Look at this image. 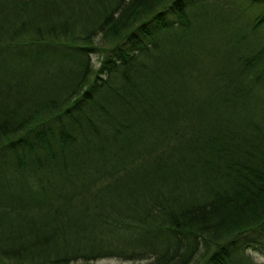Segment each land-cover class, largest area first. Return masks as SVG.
<instances>
[{"label": "trees", "instance_id": "1", "mask_svg": "<svg viewBox=\"0 0 264 264\" xmlns=\"http://www.w3.org/2000/svg\"><path fill=\"white\" fill-rule=\"evenodd\" d=\"M238 1L0 0V264H264V0Z\"/></svg>", "mask_w": 264, "mask_h": 264}, {"label": "rangeland", "instance_id": "2", "mask_svg": "<svg viewBox=\"0 0 264 264\" xmlns=\"http://www.w3.org/2000/svg\"><path fill=\"white\" fill-rule=\"evenodd\" d=\"M243 1H238L236 3H238L239 8L243 9L244 7H246V5H244V3H242ZM242 3V4H241ZM214 11V9L210 10V14L212 15V12ZM253 10H248L247 13L245 14L246 17L245 19L252 21V19L257 16V12L254 13V15L251 13ZM259 11V10H258ZM261 33H264V27L261 29ZM235 34L234 30H230L229 26L223 27V25H217V27H212L209 31L208 34H206V38H207V44L209 47L213 46V47H217V46H222V39H227V36L229 35H233ZM95 61H97V57L94 56ZM255 259L257 262H264V257L258 253H256L255 251L251 250L249 252ZM122 262H120L118 259L112 258H104L100 261H97L96 264H121Z\"/></svg>", "mask_w": 264, "mask_h": 264}]
</instances>
